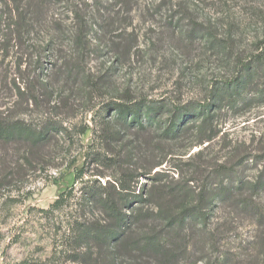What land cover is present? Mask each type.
Returning a JSON list of instances; mask_svg holds the SVG:
<instances>
[{
	"label": "rangeland",
	"instance_id": "obj_1",
	"mask_svg": "<svg viewBox=\"0 0 264 264\" xmlns=\"http://www.w3.org/2000/svg\"><path fill=\"white\" fill-rule=\"evenodd\" d=\"M158 2L0 0V119L48 132L32 149L0 142V264H103L109 241H85L102 215L80 188L114 177L108 159L158 163L151 175L206 193L220 164L243 183L264 173V0H172V10H187L182 20H169ZM74 11L85 17L82 33ZM121 97L153 108L155 126L114 123L106 106ZM184 110L176 136L162 135ZM152 183L133 185L147 196ZM209 203L210 223L188 231L198 241L188 261L226 264L242 254L243 264H260L252 215Z\"/></svg>",
	"mask_w": 264,
	"mask_h": 264
},
{
	"label": "trees",
	"instance_id": "obj_2",
	"mask_svg": "<svg viewBox=\"0 0 264 264\" xmlns=\"http://www.w3.org/2000/svg\"><path fill=\"white\" fill-rule=\"evenodd\" d=\"M109 1L113 5L125 6L129 0ZM158 1L156 6L160 9L157 10L159 12L163 10L169 20L177 19V17L179 20L186 18L187 10L184 7L182 11L175 12L172 10L174 6L172 0ZM104 10L102 17L105 18L104 23L108 25L109 12L107 11L109 9ZM73 13L78 23L80 20L78 33L84 32L85 17L77 11ZM106 107L107 113H111L109 116L113 114L114 123L120 127L134 126L137 130H145L158 122L153 108L134 99L121 97L119 101L110 102ZM188 113L189 111L184 110L172 117L161 134L168 139L174 138ZM118 133L116 129L107 130L105 135L116 136ZM47 134L48 132L44 130L37 132L20 121L8 122L0 119L1 143L22 142L32 149L43 143ZM26 155L32 156L30 152ZM125 158L120 161L108 159L115 173H113L114 177L109 176L104 184L97 182L95 187H88L86 190L80 188L82 198L102 215V223L97 222L88 227L85 241H95L100 245L103 241H109L112 251L108 250V253L106 251L107 259L103 264H117L118 261L121 264H192L193 262L188 261L189 242H192L194 246L198 241H194L195 243L188 241L191 240L188 231L194 227L192 225L195 222L203 228L210 223L208 206L213 198L221 201L223 205L232 207L234 211L252 215L256 222L254 225L260 228L256 241L261 246L260 250H263L260 264L264 262L263 172H260L251 182L243 183L232 169L227 168L225 164H220L219 172L211 177L215 190L212 193H206L201 187L198 192H195L188 185L190 180H174L163 171H155L151 175L152 171L159 166L158 163H152L148 168L141 169L134 163L131 156ZM150 176L153 183L148 195L144 196L141 189H135L134 185L138 183L139 178ZM61 197L62 195L52 207L59 206ZM141 224L144 225L143 231H138L136 236L130 237L131 229H138ZM205 234V231H202V235ZM209 236L210 234L207 235V241H203L204 243L199 241L203 252L206 250V243L210 240ZM195 252L199 256L202 255L200 249ZM241 255L228 259L225 256L226 264H243L246 258Z\"/></svg>",
	"mask_w": 264,
	"mask_h": 264
}]
</instances>
